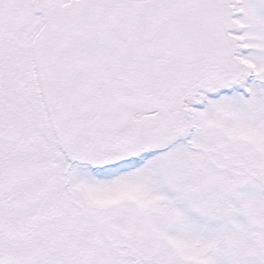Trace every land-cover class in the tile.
I'll return each instance as SVG.
<instances>
[{
	"label": "snow or ice",
	"instance_id": "obj_1",
	"mask_svg": "<svg viewBox=\"0 0 264 264\" xmlns=\"http://www.w3.org/2000/svg\"><path fill=\"white\" fill-rule=\"evenodd\" d=\"M0 264H264V0H0Z\"/></svg>",
	"mask_w": 264,
	"mask_h": 264
}]
</instances>
